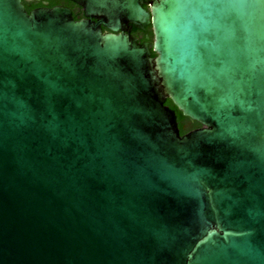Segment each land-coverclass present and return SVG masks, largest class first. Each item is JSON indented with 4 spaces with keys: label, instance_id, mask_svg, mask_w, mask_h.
Here are the masks:
<instances>
[{
    "label": "water",
    "instance_id": "water-1",
    "mask_svg": "<svg viewBox=\"0 0 264 264\" xmlns=\"http://www.w3.org/2000/svg\"><path fill=\"white\" fill-rule=\"evenodd\" d=\"M73 1L0 0V264H264V0Z\"/></svg>",
    "mask_w": 264,
    "mask_h": 264
},
{
    "label": "flooded vegetation",
    "instance_id": "flooded-vegetation-1",
    "mask_svg": "<svg viewBox=\"0 0 264 264\" xmlns=\"http://www.w3.org/2000/svg\"><path fill=\"white\" fill-rule=\"evenodd\" d=\"M41 1L47 4H50L54 7H60V8L66 9L69 11L71 15L81 20L85 19V11H84L83 6H81L77 2H74L73 0H41ZM144 1L145 0H140V5L143 9L147 11L148 8H147V5L144 4ZM88 19L92 22H97L98 20L105 22V20L101 16L89 17ZM118 25H119V28L117 31L118 33H124V34L130 35L131 37H134L138 43L144 42L146 38L149 43L152 40L151 30L149 26H145L142 28H136L135 26L126 24L121 20L119 21ZM99 28L108 32V30L101 24H99ZM198 127H199L198 124L197 126L192 127L189 121H185L182 124V130H184L185 132L196 129Z\"/></svg>",
    "mask_w": 264,
    "mask_h": 264
},
{
    "label": "trees",
    "instance_id": "trees-1",
    "mask_svg": "<svg viewBox=\"0 0 264 264\" xmlns=\"http://www.w3.org/2000/svg\"><path fill=\"white\" fill-rule=\"evenodd\" d=\"M148 48H149V51H150V56H153V52L150 50V43L148 44ZM164 105L167 106L168 108L172 109L174 111V115H175V119H176V123H177V128H178V131L179 132H185L184 130H182V124L185 122V121H189L190 122V125L192 127H195L197 126L196 123L188 120L187 118H184L183 116H181L180 112L175 108L173 107V105L171 104L170 100L169 99H166L164 101Z\"/></svg>",
    "mask_w": 264,
    "mask_h": 264
}]
</instances>
